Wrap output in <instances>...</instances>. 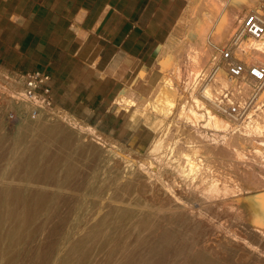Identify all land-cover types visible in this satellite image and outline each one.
Returning <instances> with one entry per match:
<instances>
[{
    "label": "bare ground",
    "instance_id": "obj_1",
    "mask_svg": "<svg viewBox=\"0 0 264 264\" xmlns=\"http://www.w3.org/2000/svg\"><path fill=\"white\" fill-rule=\"evenodd\" d=\"M214 1L219 8L230 7V0ZM231 1L238 8L264 5L262 0ZM211 4L199 0L192 15L186 19L187 29L185 34L182 33L186 38L184 43L177 46V42L174 49L162 50L160 66H157L161 72L159 86L152 97L141 96L134 89H124L116 98V107L120 105L131 117L141 112L145 120L158 128L155 140L151 146L149 144L151 154L147 156L154 161L139 162L146 173L139 184L123 174L116 175L112 186L103 192L97 178L90 176L87 186L78 188L71 180L73 166L70 163H62L58 157L41 158L38 155L46 151L45 147L18 143L2 152L0 264H133L134 254L130 249L134 246H131L130 238L134 231L140 227L143 244L154 237L158 238L157 245L160 246L168 232L177 229L173 224V218L177 216H185L187 222L197 220L207 231L205 239L199 242L202 251H196L192 259L207 256V260L213 257L221 262L229 251L221 249L222 244H215L218 238L215 239L213 234L221 228L225 230L223 221H234L245 214L249 216L258 242L255 243V239L252 244L248 234H243L251 227H246L242 234L236 231L238 233L230 243L224 241L240 251L229 253L227 262L264 264V82L257 83L250 76H243L244 73L241 78L233 76L229 60L223 58L227 49L235 62L244 60L256 65L258 60L263 64L264 35L256 38L244 30L242 20L250 11L242 17L239 11H233L230 20L217 14L218 20L221 19L218 21L221 33H215L217 16H214ZM204 14H208L209 21L205 20ZM220 44L222 50L217 52L216 47ZM220 61L226 62V67L219 66ZM184 72L186 77L182 79ZM249 88L255 92L248 93ZM237 91L249 94L248 98L240 94V102L230 103L235 100ZM120 106L117 108L121 109ZM140 120L146 123L143 118ZM92 131L94 133V128ZM100 138L91 139L104 145ZM125 158L124 162H127ZM124 181L125 184L119 185ZM50 188L73 190V193L75 190L77 194L74 197L71 194L73 198L70 199L67 196V204L63 202V207L59 204L62 196L51 194ZM97 201L99 207L94 213L85 207ZM205 205L214 211L230 208L225 212L236 211L238 216L217 220V214L211 213V208L205 210ZM222 213L219 214L221 217ZM240 225L244 227V224ZM224 241L221 240L225 244ZM244 246L255 249L258 259L245 251Z\"/></svg>",
    "mask_w": 264,
    "mask_h": 264
},
{
    "label": "crops",
    "instance_id": "obj_2",
    "mask_svg": "<svg viewBox=\"0 0 264 264\" xmlns=\"http://www.w3.org/2000/svg\"><path fill=\"white\" fill-rule=\"evenodd\" d=\"M190 1L0 0L24 38L4 47L29 49L13 67L48 73L59 107L125 140L134 126L115 100L124 89L148 95L141 74L160 78L162 50Z\"/></svg>",
    "mask_w": 264,
    "mask_h": 264
},
{
    "label": "rangeland",
    "instance_id": "obj_3",
    "mask_svg": "<svg viewBox=\"0 0 264 264\" xmlns=\"http://www.w3.org/2000/svg\"><path fill=\"white\" fill-rule=\"evenodd\" d=\"M198 1L199 0H191L190 1L191 4H190L187 12H185L183 17H181L180 21L178 22V24L176 25V27L174 28V30L172 31V33L169 37V47H167L168 50L170 48L174 49L177 42H178V44H177V46H178V45L184 43V40H186V38L184 37L185 31L187 29V23H186L187 20L186 19H188L189 16L192 15L191 14L193 12L192 10L196 9V6H198ZM262 2L264 4V0H262ZM210 3H212L211 5H212V9H213V13H214L215 17L217 16V14L218 15L220 14V16L222 14L223 16L225 15L224 19L226 17V19L230 20L231 14L233 11H239L240 17H242L245 12L250 11V12H257V13L259 12V14L262 15V17L264 19V5H263V7L262 6L258 7L257 6L258 2H256L257 5H255L254 7H251V8H248L246 6L242 7V8H238V6L235 5L233 3V1L230 0V3H229L230 7L219 8L216 5V2L214 0H212V2H211V0H204V4H208L210 6ZM2 6L3 5L0 4V8ZM201 9H202V7H201ZM204 18H205V20L209 21L208 14H204ZM218 19L219 18L217 16L216 28L214 30L215 33H217V32L221 33V29H220L221 24L218 23V21H221V19L220 20H218ZM9 21H10V18L2 15V10L0 9V82H1L0 83V153H1L0 157L3 156L2 154H4V153H2V152L5 151V149L8 148L9 146L11 147V146L18 144V143L21 146H24V145H27L29 143L28 146L29 145H35V146L40 147V148H42V147L46 148V151H41L38 154L41 158L49 155V157H51V156L58 157L62 161V163H64V162L70 163L73 166V169H72L73 178L71 180H72V183L74 184V186H78V188H80V187L85 188L88 184L87 178H89L90 176H95L97 178V181L101 184L103 192L112 186V184H113L112 181L116 177V175L120 176L121 174H123V175L128 177L127 178L128 180H134V182L136 184H139L138 182H140V180H143L146 177V173H144L145 171L143 170L142 167L140 168L141 165L139 164V162L140 163H142L143 161L148 162L150 160L154 161V160H152L153 159L152 157H147V156H150L149 154H151L149 151L150 150L149 148L152 144L151 142H153L157 136L156 132H158V128L155 127L151 121L148 122L147 119L145 120L146 117H144L143 114H142L143 115L142 116L141 112H140V114L135 113V115L131 117L129 115L130 113L126 111V113H125L126 116L132 120V125L134 126V127H131V129H130L133 132V134L131 135V137H129L130 136L129 134L125 135L124 138H126V139L121 140L118 137H116V136L106 132L105 130L99 128L97 125H95L92 122L78 119L77 116L71 115L69 112L65 111L64 109H61V107H59L57 104H56L58 106L57 109L60 111V115H61V118H59L57 120H53L50 113L48 111H44V110L40 111L36 117L29 114L28 108L26 106H24L22 103H18L17 100L15 99V98H17L16 95L18 94V92L23 90V82H24L23 76L28 72H23V71L21 72V71L16 70L13 67L16 63H18L20 61L21 55L26 54L27 50H29V49L26 47H24V48L4 47L5 45H10V44H13L17 41H20L21 39H24L22 37L23 32L16 30V26H14L12 29L11 25L8 23ZM212 29H213V27H212ZM182 30H183V32H182ZM182 33H184V34H182ZM227 36L228 35H226L225 37H227ZM173 46H174V48H173ZM221 46H222V44H220L219 46L216 47L217 52L222 50ZM167 48L165 50H167ZM238 61L243 66L246 67V68H244L246 71H249L250 68H248V67H251L254 65V64L252 65V62H249L250 63L249 64L246 61L244 62V60H238ZM259 62L262 64V61H259ZM218 63L220 64L219 66L222 67L224 65V67H226V62L220 61ZM253 63H254V61H253ZM257 63H258V60L255 61V64L259 67H264L263 66L264 63L262 65L260 63H258V64ZM209 65H211V63ZM157 66H160V61H159ZM157 68L159 69L160 67H157ZM245 70L243 71L244 75L243 74L242 75L247 76V77L250 76L249 72H246ZM246 73H248V74L246 75ZM6 74H7V76H5ZM184 74H185V72L183 73L184 77L182 79H184L186 77V75H184ZM148 77L144 76V75L141 76L140 85H141V83L147 84V86L149 87L148 91H147L148 92L147 96L152 97V95L154 94L153 92H156V90L159 86L158 83H159L160 78L157 81H154V83H153L151 75L150 76L148 75ZM239 78H241V76ZM180 83H181V85L183 84V82L181 80H180ZM13 86L15 88H13ZM155 86H156V88H155ZM250 88H249L250 91L248 93L255 92L254 91L255 89L253 90V88H252V92H251ZM132 89H134V88H132ZM134 90L137 91L136 89H134ZM10 91H11V94H10ZM7 93H9V94H7ZM12 93L16 94V95L11 96V95H13ZM235 93L238 95L235 94L234 95L235 98L233 96V98L235 100L232 99L231 100L232 102L230 101V103H233L234 101L236 103L240 102V98H242V96L240 94H244V91H242V93L241 92L239 93V91H237ZM244 95H245V97L243 96V98H248L249 94L245 93ZM7 96H8V98H7ZM238 97H240V98H238ZM3 98H5L4 102H3ZM115 104H116V100H115ZM119 106H117V107H119ZM119 109L120 108H117L116 112L118 114H121L124 109H122V107L120 110ZM63 112H65V114H63ZM64 116H66V117L64 118ZM140 118H143L146 121V123L145 122H144L145 124L142 123ZM141 124L145 125L144 126L145 128L140 127ZM78 125L81 127H79ZM150 126H152L153 128H150ZM73 127H74V129H73ZM154 127H155V129H154ZM93 128H94L95 135L92 131ZM118 130H120V129H118ZM53 133H54V135H52ZM98 133H99V135H98ZM100 134H103V135H100ZM95 136H96V138H95ZM100 137L101 138L103 137V139H101ZM137 137H139V139ZM85 138L88 140L83 141ZM91 138L94 140L100 138L99 141L104 142L105 147H104V145L97 144L96 141H94V140L92 141ZM106 139H108L109 141ZM139 140L141 142L146 141L147 145H143L142 143H139ZM90 142L91 143L93 142V143L91 144ZM149 144H150V146H149ZM52 145H55L54 148H52ZM140 147H141V149H140ZM131 149H133V150H131ZM124 151L126 152V154ZM127 153L129 154V156L133 155L132 157L134 159L132 157L131 158L126 157V155L128 156ZM119 154L120 155L122 154V155L120 156ZM94 155H95V157H94ZM121 157H123V158H121ZM136 157H137V159H136ZM140 157H142L141 158L142 161L140 160ZM143 157L146 159L143 160ZM124 158L127 160V162H124ZM149 158H152V159H149ZM94 159L96 162L94 161ZM93 161H94V163H93ZM122 161L126 164L122 163ZM113 162H115V163H113ZM121 164H123V165L121 166ZM153 165H154V163H153ZM126 167H127V169H126ZM154 168H156V167H154ZM125 169H126V171H125ZM171 177L174 178L173 175ZM178 180L183 182V179L181 180L180 178H178ZM125 183H126V181H124L123 183H121L119 185H123ZM78 184H80V185H78ZM115 184L116 183H114V185ZM180 184L182 186H185V184H183V183H180ZM75 189H77V187ZM49 191L53 195H55V194L59 195L60 194V196H62V199L64 198L63 200L61 199L59 202V204L61 206L64 205L63 202H65V199L67 196L70 199V198H73L77 194V191L75 192V190L73 193V190L67 191V190H61L58 188H50ZM71 194H72V196L73 195L74 196L72 197ZM126 197H127V195H126ZM189 199H191V198L189 197ZM243 203H245V201ZM66 204L67 203L65 202V205ZM113 204L118 205V203L117 204L113 203ZM124 206H127V205H124ZM63 207H65V206H63ZM85 207L88 209H91V211H93V213H94L97 210V208L99 207V204L97 201L96 204H93V205L86 204ZM129 207H131V206H129ZM204 208H205V210H209V211L212 209L208 205H205ZM228 209L230 210V208H228ZM228 209H225V210L222 209L223 213H222V210L220 208L218 210H221V212L218 210L214 211L212 209L211 213L214 212L213 214H217L215 217L217 220H218V218L221 220L223 217L224 218L222 220H224L225 217H226V220H228L229 218L231 220V218L234 217L235 215L236 216L234 218H236L238 216L236 211L233 212L231 210L232 212L230 211L229 212L230 214L225 212V211H229ZM221 213L223 214L222 217H221V215H219ZM233 213H235V214H233ZM225 215H227L228 218ZM238 217H237V219H238ZM153 218H157V217L154 216ZM166 218H168V217H166ZM173 219L175 220V222L173 224L176 226L177 229L169 231L168 234L165 236L164 241L161 243L160 246L157 245L158 244V242H157L158 238H154V237H150L148 242L146 244H143L142 239H141L142 230L140 229V227L138 228V230L134 231L133 235L130 238L131 246L132 247L134 246V249H130V251L133 252V254H134L133 255V257H134L133 264H226V263L230 264L231 262H227L228 261L227 257H229V253H231L233 251H240V249L238 247L237 248L234 247L233 245H230V244L228 245L227 241L229 240V243H230V240L234 239V237H235L234 234H236L238 232H239V234L240 233L242 234V231L244 229L246 230V227H247V229L249 227H251V225L249 223V216L247 214H245V216H243V217L240 216L238 220L237 219H234V221L231 220L233 222H231L229 220H228V222L223 221L225 223V230H223L221 228L220 230L222 231V234H221L220 230H218L213 234V236L216 235L215 239L218 238L217 239L218 243L215 242V244H217V246L219 244H222L223 247L221 249L229 251V253H226L227 256L222 258L223 260L221 259V262H218L217 261L218 258H216V260H214L215 258L210 257V259L208 258V260H207V256H203V257L197 256V257L192 259V257H193L192 255H194V254L196 255V251H202L201 250L202 246L199 245V242L203 240L202 238L205 239V237L207 236V231H206L205 227H203L200 222H198L197 220L187 222L186 221L187 218L185 216L184 217L177 216V217H174ZM239 220L242 223H239ZM234 222L236 223V225ZM158 223H159V221L157 219L156 224H158ZM226 223L228 225H226ZM232 223H234V224H232ZM238 224L239 225L244 224V227H243V225H240V227H243L241 229ZM234 225L237 228H235V227L233 228L232 226H234ZM227 226H228V229H227ZM239 228L241 229V232H240ZM226 229L228 231H226ZM252 230L253 229L251 227V228H249V230H246V232L244 231L245 233L243 232V234L244 235H246V233L248 234L247 235V237L249 238L248 241L250 240L251 243L255 242V239H256L255 243H257L258 239L256 237L257 236L256 232H254ZM231 231H233V232L230 233ZM236 231H238V232H236ZM226 232H228L230 234H228ZM218 234H221L222 236L221 235L218 236ZM223 234H225L226 236ZM249 234H250V236H249ZM228 235L229 236L232 235L233 238H231V236L229 237ZM252 235H253V237H251ZM225 237H227L229 239H227ZM254 237H256V238H254ZM219 239H220V241H219ZM224 239L227 241H224ZM221 240H223L226 243L225 244L222 243ZM219 242H221V243H219ZM243 248L245 249V251H249L252 254L253 258L258 259V257H259L257 255L258 253L255 252L256 250L255 249L253 250V248L251 246H249V248H251V249H249L248 246H244ZM246 248H247V250H246ZM253 251H254V253H253ZM254 256H256V257H254ZM167 257H168V259H167ZM136 258H137V260H136ZM224 261L226 263H224Z\"/></svg>",
    "mask_w": 264,
    "mask_h": 264
},
{
    "label": "built area",
    "instance_id": "obj_4",
    "mask_svg": "<svg viewBox=\"0 0 264 264\" xmlns=\"http://www.w3.org/2000/svg\"><path fill=\"white\" fill-rule=\"evenodd\" d=\"M242 24L250 36L258 38L264 35V19L259 13L250 12L242 20ZM223 58L229 60L228 65L233 76L240 77L243 74L244 66L234 61L230 51H224ZM249 75L257 83L264 82V67L251 66ZM23 78V90L16 95L17 102L26 106L33 116L44 110L50 113L53 120L61 118L54 100L50 75L44 71H31Z\"/></svg>",
    "mask_w": 264,
    "mask_h": 264
}]
</instances>
